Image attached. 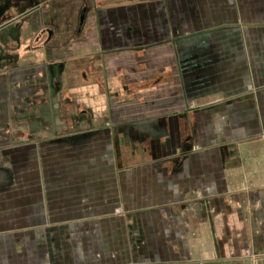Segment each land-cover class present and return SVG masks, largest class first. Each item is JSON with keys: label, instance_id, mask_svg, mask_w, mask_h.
Returning a JSON list of instances; mask_svg holds the SVG:
<instances>
[{"label": "crops", "instance_id": "0c3cea01", "mask_svg": "<svg viewBox=\"0 0 264 264\" xmlns=\"http://www.w3.org/2000/svg\"><path fill=\"white\" fill-rule=\"evenodd\" d=\"M84 37L91 124L0 147V264L263 257L264 0H135Z\"/></svg>", "mask_w": 264, "mask_h": 264}, {"label": "flooded vegetation", "instance_id": "af4514ba", "mask_svg": "<svg viewBox=\"0 0 264 264\" xmlns=\"http://www.w3.org/2000/svg\"><path fill=\"white\" fill-rule=\"evenodd\" d=\"M61 1L0 0V147L9 145V138L13 134L21 135L27 127L25 120L34 109L27 107L29 99L37 102L45 97L43 83L36 86L38 93H29L35 86L29 84L21 64L23 60L19 58V61L18 55L26 57L44 51L55 36L90 35L86 31L88 5L69 1L70 5L59 6ZM76 9V21L71 25L69 16ZM55 10L57 13L62 10L64 17L56 19Z\"/></svg>", "mask_w": 264, "mask_h": 264}, {"label": "rangeland", "instance_id": "374dc122", "mask_svg": "<svg viewBox=\"0 0 264 264\" xmlns=\"http://www.w3.org/2000/svg\"><path fill=\"white\" fill-rule=\"evenodd\" d=\"M69 1L88 5L87 19L89 23H87L86 31L89 33V29L96 27L98 14L102 9L115 7L135 0H62L58 5L67 6ZM56 11V19H62L64 17L63 11L59 10L58 13ZM77 11L76 9L75 13L73 12L69 16L68 22L71 25L76 21ZM92 24L94 25L92 26ZM59 25L61 26L62 23ZM84 36H55L54 40L51 41L44 51L30 53L26 57H21L19 54V57H17V59L22 58L23 60L21 64L26 69L29 84L32 83L31 85L35 86L36 90L34 89L32 92L29 89V93H38L39 90L36 86H41L40 83H43L46 87L43 99L37 102L36 100L29 99L27 107L34 109L33 111L30 110L28 119L25 120L29 133L36 134L39 132L42 133L41 135H44L43 137L39 136L41 140L71 139L78 135V132H83L88 124H91L89 119L80 117L82 116L79 112L80 108L75 105V101L83 97L80 94L79 96L78 94L77 96L72 95L74 87L71 86L74 80L81 81V72L85 71L86 68L89 69L87 62H85L84 49L80 51L75 50L76 45L83 43ZM22 48L24 47L22 46ZM97 60H99V57H97ZM51 63H55V65H50ZM96 63L98 62L96 61ZM24 65H27V67L25 68ZM134 131L136 132V129ZM16 140H19V137L9 138L11 142ZM14 204L18 205L19 202H14ZM2 205L4 206V204ZM236 264H264V256L256 258L255 261L247 259Z\"/></svg>", "mask_w": 264, "mask_h": 264}, {"label": "trees", "instance_id": "16d2710c", "mask_svg": "<svg viewBox=\"0 0 264 264\" xmlns=\"http://www.w3.org/2000/svg\"><path fill=\"white\" fill-rule=\"evenodd\" d=\"M80 117H84V116L82 115V116H80Z\"/></svg>", "mask_w": 264, "mask_h": 264}]
</instances>
